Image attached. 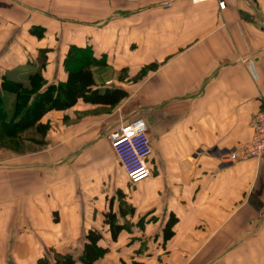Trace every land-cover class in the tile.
<instances>
[{"label":"crops","instance_id":"1","mask_svg":"<svg viewBox=\"0 0 264 264\" xmlns=\"http://www.w3.org/2000/svg\"><path fill=\"white\" fill-rule=\"evenodd\" d=\"M166 1L0 0L8 112L4 79L27 83L43 49L47 83L68 79L72 45L90 46L104 61L96 83L129 93L113 106L78 99L42 116L44 135L0 139V264H35L51 247L77 256L89 229L108 248L93 264L122 263L135 244L155 246L135 257L145 264H264L263 163L226 158L264 102V0ZM121 115L151 136L153 174L135 184L109 137Z\"/></svg>","mask_w":264,"mask_h":264},{"label":"trees","instance_id":"2","mask_svg":"<svg viewBox=\"0 0 264 264\" xmlns=\"http://www.w3.org/2000/svg\"><path fill=\"white\" fill-rule=\"evenodd\" d=\"M38 61L39 66L30 71L27 83L11 78L3 81V93L10 92L15 96L8 112L6 96L0 91V139L21 136L22 132L44 135L50 124L42 122V116L52 109L69 107L78 99L113 106L129 95L122 87L96 83L92 65H101L104 61L95 57L90 46L72 45L69 48L65 60L68 79L65 82L47 83L44 79L42 70L47 61L46 49L40 50ZM115 216L112 211L107 213V222L116 240L123 226L116 223ZM175 222L176 218L172 215L164 228L165 239L172 236ZM102 237L98 229H89L79 255L60 252L51 247L35 264H93L108 252L107 247L99 244Z\"/></svg>","mask_w":264,"mask_h":264},{"label":"built area","instance_id":"3","mask_svg":"<svg viewBox=\"0 0 264 264\" xmlns=\"http://www.w3.org/2000/svg\"><path fill=\"white\" fill-rule=\"evenodd\" d=\"M174 1L167 0L165 4L170 5ZM253 123L255 132L252 139L229 151L226 158L232 162L256 158L263 163L264 167V102L254 116ZM109 137L131 183H138L153 174L149 163L153 152L152 142L144 119H120Z\"/></svg>","mask_w":264,"mask_h":264},{"label":"rangeland","instance_id":"4","mask_svg":"<svg viewBox=\"0 0 264 264\" xmlns=\"http://www.w3.org/2000/svg\"><path fill=\"white\" fill-rule=\"evenodd\" d=\"M192 2H198V1H192ZM32 70L33 69H31L30 71H32ZM123 74L124 73H121L120 76H124ZM123 78H125V77H123ZM122 118H124V116H122V115L118 117L119 120L122 119ZM28 134H31V133L28 132ZM25 150H30V145H29V148L24 149V151ZM157 246H160V245H157ZM126 247H127V245H126ZM144 247H146L147 251L151 250V252L154 253V247H155L154 245L135 244L130 249L131 250L130 253H132L130 258H127V260H124L122 263H118V264H145L144 262H140L138 260V258H135V257L138 256V253L141 251V249L144 250Z\"/></svg>","mask_w":264,"mask_h":264}]
</instances>
